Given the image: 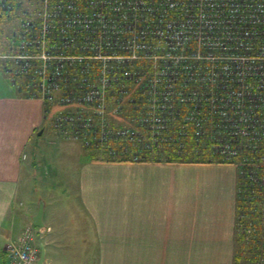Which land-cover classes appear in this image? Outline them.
I'll use <instances>...</instances> for the list:
<instances>
[{"label": "built area", "instance_id": "1", "mask_svg": "<svg viewBox=\"0 0 264 264\" xmlns=\"http://www.w3.org/2000/svg\"><path fill=\"white\" fill-rule=\"evenodd\" d=\"M0 17L17 24L5 70L61 106V136L110 158L232 163L264 212V0H0ZM7 247L11 264L40 258L32 224Z\"/></svg>", "mask_w": 264, "mask_h": 264}, {"label": "crops", "instance_id": "2", "mask_svg": "<svg viewBox=\"0 0 264 264\" xmlns=\"http://www.w3.org/2000/svg\"><path fill=\"white\" fill-rule=\"evenodd\" d=\"M49 116L41 100L0 94V264H11L7 245L31 224L46 264H238L234 164L195 154L186 162L101 161L87 149L79 212L58 207L37 189L31 146Z\"/></svg>", "mask_w": 264, "mask_h": 264}, {"label": "rangeland", "instance_id": "3", "mask_svg": "<svg viewBox=\"0 0 264 264\" xmlns=\"http://www.w3.org/2000/svg\"><path fill=\"white\" fill-rule=\"evenodd\" d=\"M16 26V22L7 19L1 20L0 54L4 53L2 49L9 44L11 32ZM5 48L7 49V47ZM5 63L0 59V94L5 92L15 93L18 88L12 83L11 73L5 70ZM60 108L61 106L53 107V110L49 113V119L53 120L46 123L44 133L37 136L33 145L31 144L34 148L36 147L37 189L44 198H56L54 202L56 206L62 208L69 206V209L79 212L77 197L78 167L79 163L82 164V161L89 159V155L86 153L87 148L81 142L59 137L60 135L54 126V117ZM133 116L132 113L115 116V122L119 125L129 123ZM92 147L96 146L92 145ZM92 151L100 154V151L96 148H93Z\"/></svg>", "mask_w": 264, "mask_h": 264}, {"label": "trees", "instance_id": "4", "mask_svg": "<svg viewBox=\"0 0 264 264\" xmlns=\"http://www.w3.org/2000/svg\"><path fill=\"white\" fill-rule=\"evenodd\" d=\"M1 20L4 19L0 17V23ZM5 47H7V49ZM5 47H3L2 52H6L10 46L9 44H7L5 45ZM17 91L22 93L19 90ZM24 95L27 96L26 94ZM86 148L89 149L88 147ZM99 151L100 154L99 152L96 151H92L93 152L92 154L95 157V159L101 161H118V162L132 161V159L130 158H123V157L110 158L107 156L108 149L99 150ZM192 153L195 154L197 159H200V161H208L210 159L206 155H199L194 150L189 149L182 154H179L175 150H168L166 154V160L169 162L196 161V158H189L190 154ZM210 161L213 160L210 159ZM242 198L243 196H238V215H237V232H236V235L238 237V249L236 253L238 258L237 263L264 264V212L260 211L263 208L261 204L259 206H256V201L248 202Z\"/></svg>", "mask_w": 264, "mask_h": 264}, {"label": "water", "instance_id": "5", "mask_svg": "<svg viewBox=\"0 0 264 264\" xmlns=\"http://www.w3.org/2000/svg\"><path fill=\"white\" fill-rule=\"evenodd\" d=\"M40 245H41V256L37 264H46L45 263V253H46L45 246L41 242H40Z\"/></svg>", "mask_w": 264, "mask_h": 264}]
</instances>
